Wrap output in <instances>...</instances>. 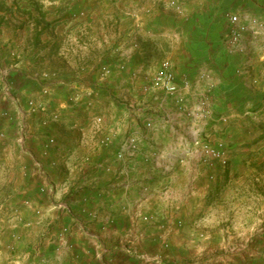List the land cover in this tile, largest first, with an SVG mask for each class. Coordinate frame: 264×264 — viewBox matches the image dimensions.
Listing matches in <instances>:
<instances>
[{
    "label": "crops",
    "instance_id": "obj_1",
    "mask_svg": "<svg viewBox=\"0 0 264 264\" xmlns=\"http://www.w3.org/2000/svg\"><path fill=\"white\" fill-rule=\"evenodd\" d=\"M168 1L0 0V264H154L138 256L153 248L122 243L157 238L143 212L162 196L184 207L190 171L216 167L171 146L189 148L207 127L194 111L213 95L215 122L224 111L257 122L261 24L243 21L239 41L216 47L207 23L225 13L221 0H174L177 12ZM238 8L229 14L242 20ZM163 62L172 95L151 88Z\"/></svg>",
    "mask_w": 264,
    "mask_h": 264
},
{
    "label": "rangeland",
    "instance_id": "obj_2",
    "mask_svg": "<svg viewBox=\"0 0 264 264\" xmlns=\"http://www.w3.org/2000/svg\"><path fill=\"white\" fill-rule=\"evenodd\" d=\"M170 1L174 0L168 1L169 6ZM248 1L250 4L246 6L248 2L245 0H221L223 7H226L225 13L217 16L216 20L208 18V39L216 43V47L221 41L232 43V29L228 20L235 16L229 14L235 6L245 14L240 17L242 23L252 20L257 27L261 24L262 29L257 30V33L264 31L262 15L256 13L262 10L261 6L256 5L257 1ZM175 5L170 7L176 12L180 11L177 2ZM222 21L225 33L221 32L219 36L213 27H221ZM196 67L200 66L195 63ZM205 98L206 101L202 103L205 109L194 113L201 119L205 118L207 127L198 125L194 129L201 130V133L189 148L185 147L188 144L184 141H181V147L178 143L171 146L177 150L180 148L179 152H188L190 158H194L197 151L206 158L207 163L216 162V167L211 170L207 167L202 172L198 169L196 172L190 171V186L178 191L181 198L186 197L184 207L180 203V207L171 209L162 196L156 201L159 204L157 208L151 209L150 215L143 212L141 221L159 228L157 238L151 242L129 237L122 245L136 250L142 248L144 251L153 248L155 252L151 256L147 251L138 256L145 261L153 257L154 264H264V100L254 104L258 107L254 112L257 122L251 124L246 121V114L237 112L233 115L236 117H230L226 111L221 118L218 115L217 119H220L215 122L214 115L217 113L214 111V96L206 95ZM133 108L144 107L139 102ZM239 116L245 119L241 122L237 118ZM231 121L236 123L229 125ZM212 125H216V131ZM228 128L230 131L238 128L240 135L228 139L229 135L225 134ZM215 132L219 135H215ZM220 145L224 165L218 159L209 157L204 149L206 146L219 151ZM192 162V159H186V163ZM179 186L183 187L182 181ZM169 187L167 185L157 193L150 194L152 197L159 193L167 195Z\"/></svg>",
    "mask_w": 264,
    "mask_h": 264
},
{
    "label": "built area",
    "instance_id": "obj_3",
    "mask_svg": "<svg viewBox=\"0 0 264 264\" xmlns=\"http://www.w3.org/2000/svg\"><path fill=\"white\" fill-rule=\"evenodd\" d=\"M170 6L175 7V2L170 1ZM229 26L232 29L231 35H232V43H236L237 41L240 40V32L239 28L243 25L242 22L240 21L239 17L237 16H231L228 20ZM151 88L153 90H159L163 91L166 94H174L176 92V85L174 83V78H173V70L172 66L169 62H163L160 64L155 77L152 81ZM206 150V154L211 157L218 159L222 165L225 164L224 161L222 160V155H221V145L219 146V151L209 149L208 147H204Z\"/></svg>",
    "mask_w": 264,
    "mask_h": 264
}]
</instances>
